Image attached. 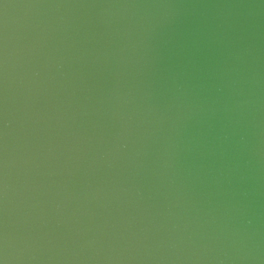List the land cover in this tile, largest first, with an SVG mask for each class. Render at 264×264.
Wrapping results in <instances>:
<instances>
[{
    "label": "water",
    "instance_id": "obj_1",
    "mask_svg": "<svg viewBox=\"0 0 264 264\" xmlns=\"http://www.w3.org/2000/svg\"><path fill=\"white\" fill-rule=\"evenodd\" d=\"M0 264H264V0H0Z\"/></svg>",
    "mask_w": 264,
    "mask_h": 264
}]
</instances>
